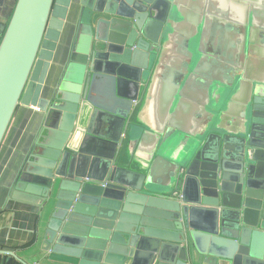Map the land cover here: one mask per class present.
Wrapping results in <instances>:
<instances>
[{
    "label": "water",
    "instance_id": "95a60500",
    "mask_svg": "<svg viewBox=\"0 0 264 264\" xmlns=\"http://www.w3.org/2000/svg\"><path fill=\"white\" fill-rule=\"evenodd\" d=\"M70 1L11 0L0 33V144L19 104L44 109L49 102L39 94ZM210 1L80 0L69 56L43 116L45 136L12 185L13 197L50 203L44 258L264 264V82L252 81L236 56L208 58L216 56L204 46ZM258 3L264 6L244 3L242 53L244 22L249 38L254 26L264 27ZM212 64L221 67L216 74ZM150 98L167 123L144 156L137 147L148 133L142 109ZM191 102L199 119L193 134L173 116ZM234 105L239 110L224 125ZM0 254L4 264L18 259Z\"/></svg>",
    "mask_w": 264,
    "mask_h": 264
},
{
    "label": "crops",
    "instance_id": "0c3cea01",
    "mask_svg": "<svg viewBox=\"0 0 264 264\" xmlns=\"http://www.w3.org/2000/svg\"><path fill=\"white\" fill-rule=\"evenodd\" d=\"M246 1L236 0L237 5H233L229 0L228 2L226 0L210 1V14L213 15L209 25V37L206 39L204 46L208 44L209 51L212 55H216H209L208 58H212L216 62H221L219 57L222 56L226 58L227 56H236L238 61L247 63V73L251 77L250 79L262 83L264 82V27L261 25L254 26L251 34L252 38H249V24L248 21L244 22L245 37L248 40L245 39L242 45L243 53L239 51L238 33L241 29L238 23H240V17H243L247 10L246 7L244 8ZM258 6L264 12V6H260L259 3ZM80 10V0H71L39 94L40 98L49 102H47L44 109L38 107L39 110L33 105L19 104L0 144V250L15 253L18 259L13 258L11 264H64L44 258V253L41 250L50 203L41 204L36 200L32 201L31 198L27 201L23 195L13 197L11 194L13 182L18 176L24 160L32 149H35L37 142L42 139L41 137L45 136V132H41L43 116L54 96V89L59 82V77L69 56ZM218 13L221 14L222 22L216 21V14ZM232 22L236 27L234 31L231 28ZM247 45L250 48V53L245 54ZM212 67L215 74L221 69L216 64H212ZM257 86L255 85L252 91L256 90ZM191 92L197 96L195 90ZM236 100H239V97ZM190 104L194 106L181 107L173 116L180 127H184L189 134H193L199 121L197 116L198 105L193 102ZM238 108L239 105L232 106L229 115L222 120L224 125H228L230 115H235L239 110ZM160 109L161 107L153 98H150L143 105L144 129L148 133L144 135L137 147L140 155L151 156L150 153L159 136L155 130L157 127H162L163 130L165 128L164 121L166 123L167 121L163 117L159 119L158 111L160 113ZM181 133L184 135V132ZM2 258L3 255L0 254V264H4Z\"/></svg>",
    "mask_w": 264,
    "mask_h": 264
},
{
    "label": "rangeland",
    "instance_id": "374dc122",
    "mask_svg": "<svg viewBox=\"0 0 264 264\" xmlns=\"http://www.w3.org/2000/svg\"><path fill=\"white\" fill-rule=\"evenodd\" d=\"M11 9H12L11 2L6 3V4L3 3L2 5H0V33H1V31L3 32V30L5 28V24L7 23ZM1 24H3V25H1Z\"/></svg>",
    "mask_w": 264,
    "mask_h": 264
},
{
    "label": "flooded vegetation",
    "instance_id": "af4514ba",
    "mask_svg": "<svg viewBox=\"0 0 264 264\" xmlns=\"http://www.w3.org/2000/svg\"><path fill=\"white\" fill-rule=\"evenodd\" d=\"M2 2L6 4V3L11 2V0H3ZM4 6H5V5H4Z\"/></svg>",
    "mask_w": 264,
    "mask_h": 264
},
{
    "label": "built area",
    "instance_id": "2783aa9c",
    "mask_svg": "<svg viewBox=\"0 0 264 264\" xmlns=\"http://www.w3.org/2000/svg\"><path fill=\"white\" fill-rule=\"evenodd\" d=\"M36 109H37V110H39V108H38V107H37Z\"/></svg>",
    "mask_w": 264,
    "mask_h": 264
},
{
    "label": "trees",
    "instance_id": "16d2710c",
    "mask_svg": "<svg viewBox=\"0 0 264 264\" xmlns=\"http://www.w3.org/2000/svg\"><path fill=\"white\" fill-rule=\"evenodd\" d=\"M1 25H3V24H1ZM1 33H2V31H1Z\"/></svg>",
    "mask_w": 264,
    "mask_h": 264
}]
</instances>
